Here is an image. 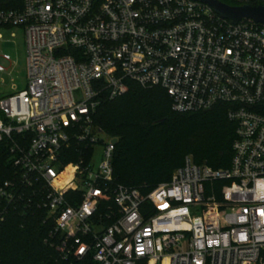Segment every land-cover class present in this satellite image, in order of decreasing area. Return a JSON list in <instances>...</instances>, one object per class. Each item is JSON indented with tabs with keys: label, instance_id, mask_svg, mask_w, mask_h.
<instances>
[{
	"label": "built area",
	"instance_id": "obj_1",
	"mask_svg": "<svg viewBox=\"0 0 264 264\" xmlns=\"http://www.w3.org/2000/svg\"><path fill=\"white\" fill-rule=\"evenodd\" d=\"M13 29L25 84L0 96L13 169L0 226L12 211L44 212V243L65 264H264L263 24L197 0H0V30ZM128 83L161 88L178 114L225 106L230 166L186 157L146 195L116 183L117 143L94 118Z\"/></svg>",
	"mask_w": 264,
	"mask_h": 264
},
{
	"label": "trees",
	"instance_id": "obj_2",
	"mask_svg": "<svg viewBox=\"0 0 264 264\" xmlns=\"http://www.w3.org/2000/svg\"><path fill=\"white\" fill-rule=\"evenodd\" d=\"M217 1L238 6L235 0ZM171 105L161 88L145 89L133 83L115 99L103 98L94 124L117 140L113 158L116 183L146 195L169 181L186 157L213 169L230 166L235 126L227 118L226 107L178 114ZM8 156L0 145V181L13 172ZM44 221L41 211L10 212L0 226V264H65L44 243L52 228Z\"/></svg>",
	"mask_w": 264,
	"mask_h": 264
},
{
	"label": "rangeland",
	"instance_id": "obj_3",
	"mask_svg": "<svg viewBox=\"0 0 264 264\" xmlns=\"http://www.w3.org/2000/svg\"><path fill=\"white\" fill-rule=\"evenodd\" d=\"M0 36V67L4 70L0 73V96H3L24 88L25 48L23 33L19 29L0 30ZM5 55L10 57V61L3 60ZM99 137L104 141L108 139L104 134Z\"/></svg>",
	"mask_w": 264,
	"mask_h": 264
},
{
	"label": "water",
	"instance_id": "obj_4",
	"mask_svg": "<svg viewBox=\"0 0 264 264\" xmlns=\"http://www.w3.org/2000/svg\"><path fill=\"white\" fill-rule=\"evenodd\" d=\"M203 4L208 5L216 14L223 19L231 21L233 24L241 20L251 19L256 23L264 25V8L249 7V6H228L218 2L217 0H197ZM117 140H113L116 144Z\"/></svg>",
	"mask_w": 264,
	"mask_h": 264
}]
</instances>
